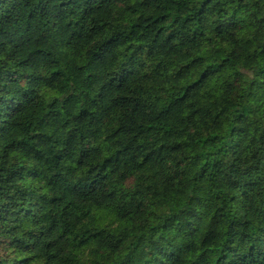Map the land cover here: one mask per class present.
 Returning <instances> with one entry per match:
<instances>
[{"label":"clouds","instance_id":"clouds-1","mask_svg":"<svg viewBox=\"0 0 264 264\" xmlns=\"http://www.w3.org/2000/svg\"><path fill=\"white\" fill-rule=\"evenodd\" d=\"M168 7L165 31L151 33L157 44L166 41L159 54L151 41L140 47L131 28L141 0H112L102 16L77 15L75 29L50 24L56 40L19 69L52 121L44 142L30 148L61 158L34 161L41 175L17 182L38 212L0 237L14 241L0 245V264H81V252L88 264H216L230 237L239 245L233 233L251 237L244 255L264 239V91L250 96L251 78L239 71L246 63L264 81V0H170ZM38 37L23 50L31 53ZM0 43V64L29 57L9 56L15 39ZM149 120L156 121L150 132ZM14 131L0 141V155L27 139ZM168 143L180 148L157 158ZM221 158L232 166L216 163Z\"/></svg>","mask_w":264,"mask_h":264},{"label":"trees","instance_id":"trees-1","mask_svg":"<svg viewBox=\"0 0 264 264\" xmlns=\"http://www.w3.org/2000/svg\"><path fill=\"white\" fill-rule=\"evenodd\" d=\"M111 2L112 0H0V40H17L19 52L14 50L13 53H8L9 56H29L13 67L0 64V93H2L0 95V141L11 139L15 135L14 130H19L20 136L27 137V139L18 137L12 140V143L6 145L3 155H0V237H6L8 233L16 231L29 220L34 221L38 212L35 198L27 192V189L19 187L17 182L36 179L41 175L40 171L34 169V161L44 160V163L54 165L61 158L57 153L49 159L46 158V154L33 152L30 148V141L37 144L44 142L47 134L42 129L51 128L52 121L43 107H37L33 103L32 79L26 71L22 72L19 69L31 67L37 59L34 53L45 52L50 46L49 41L56 40V33L49 29L50 24L53 27L75 29L80 24V20L76 18L77 15H80L81 19L84 18L82 14L97 18L104 14V10ZM169 2L170 0H141L142 16L137 17L138 23L131 24V28L139 33V37L144 41L140 47H144L148 41H151L156 45L158 54L163 51L162 45L166 41L157 44L152 39L151 33L155 32L156 36H160L165 31L163 26L168 24L172 11L168 7ZM205 3L211 6V0H205ZM201 10H204L203 5ZM49 16H51L50 19ZM36 32H39L38 38L42 40V43L34 46L31 53L26 49L23 50V44L30 40ZM129 35H132V32ZM171 38V33H169L168 39ZM0 47H3L2 43H0ZM48 55L51 56V53L49 52ZM0 63L3 62L0 61ZM239 71L241 76L251 78L249 87L254 88L255 93H249L250 96L264 91V81L258 79L259 72H253L246 63L241 64ZM52 75L60 76L61 73L57 71ZM143 111V108L139 109L136 114L137 120L140 119ZM116 119L119 120V116ZM155 124L156 121L149 120L145 127L150 132ZM119 132L120 128L117 127L112 135ZM179 148V143L161 144L157 150V158L162 156L165 151L174 152ZM21 153H23V157ZM152 155L149 153L145 160L148 161V157ZM216 163L222 167L232 166L224 158ZM29 165H33V167H29ZM226 170L227 168H225ZM9 223L12 226L5 230V226ZM232 235H238L239 245L231 247L232 237H230L229 244L224 249L218 250L221 255L217 257L216 264H257V258L252 256L253 251H256L257 257H264V239L257 237L252 246L248 248L247 255H244L241 252V246L251 237L247 235L246 231ZM12 243L14 241L9 242L0 238V245L11 247ZM79 254L81 264H88V254L83 252ZM172 255L174 254L169 253L168 258L171 259ZM5 259H7L6 256ZM13 264H26V262L13 261ZM162 264H167V262H162ZM260 264H264V260H261Z\"/></svg>","mask_w":264,"mask_h":264}]
</instances>
